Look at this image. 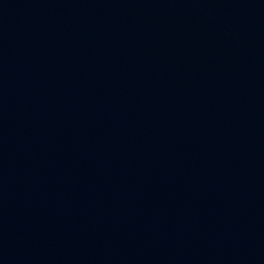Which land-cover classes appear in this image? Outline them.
I'll return each mask as SVG.
<instances>
[{
	"label": "water",
	"instance_id": "water-1",
	"mask_svg": "<svg viewBox=\"0 0 264 264\" xmlns=\"http://www.w3.org/2000/svg\"><path fill=\"white\" fill-rule=\"evenodd\" d=\"M0 264H264V0H0Z\"/></svg>",
	"mask_w": 264,
	"mask_h": 264
}]
</instances>
